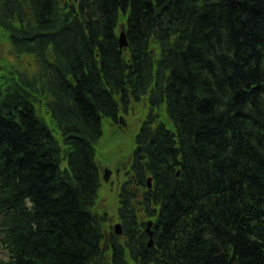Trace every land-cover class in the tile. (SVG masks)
<instances>
[{"label": "trees", "instance_id": "1", "mask_svg": "<svg viewBox=\"0 0 264 264\" xmlns=\"http://www.w3.org/2000/svg\"><path fill=\"white\" fill-rule=\"evenodd\" d=\"M0 36V264H264V0H0ZM133 107L118 236L95 158Z\"/></svg>", "mask_w": 264, "mask_h": 264}, {"label": "rangeland", "instance_id": "2", "mask_svg": "<svg viewBox=\"0 0 264 264\" xmlns=\"http://www.w3.org/2000/svg\"><path fill=\"white\" fill-rule=\"evenodd\" d=\"M12 58L13 53L9 43L4 37L0 36V58L3 57ZM25 65L22 67L30 69L33 73L35 64L31 59H26ZM142 108H135L131 112L130 116L122 114L120 118L127 121L125 127H119V125L113 124V122L104 118L103 120V136L99 141L96 152V163L99 165L101 172L105 169L112 170V175L109 179V183L103 186V191L100 194V200L98 207L102 209H108L110 218L108 225L113 226L118 222L116 215V208L118 204V189L123 181L128 179V165L130 164V149L133 142V136L140 129V123L142 119ZM116 171H119L117 173ZM5 257V254L0 252V258Z\"/></svg>", "mask_w": 264, "mask_h": 264}, {"label": "water", "instance_id": "3", "mask_svg": "<svg viewBox=\"0 0 264 264\" xmlns=\"http://www.w3.org/2000/svg\"><path fill=\"white\" fill-rule=\"evenodd\" d=\"M119 43H120V47L121 48H126L128 46V42H127V38H126L124 30L120 34ZM122 123H124L123 120H122ZM110 175H111V171L107 170L106 174H105V180H108ZM177 175H179V173ZM148 185H149V188L152 187L151 179L148 180ZM151 226H152V222H149L148 223V227H147V232H148V234L150 235V238H151L150 241H149V244H148L149 247L153 246V239H152L153 232L151 231ZM115 233L119 234V235L122 234V228L119 225L115 226Z\"/></svg>", "mask_w": 264, "mask_h": 264}, {"label": "bare ground", "instance_id": "4", "mask_svg": "<svg viewBox=\"0 0 264 264\" xmlns=\"http://www.w3.org/2000/svg\"><path fill=\"white\" fill-rule=\"evenodd\" d=\"M253 73H255L256 75H258V73H259V70L258 69H252L251 70Z\"/></svg>", "mask_w": 264, "mask_h": 264}]
</instances>
